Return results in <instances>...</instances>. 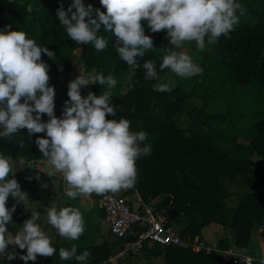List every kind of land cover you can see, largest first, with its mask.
Wrapping results in <instances>:
<instances>
[{
  "label": "trees",
  "instance_id": "16d2710c",
  "mask_svg": "<svg viewBox=\"0 0 264 264\" xmlns=\"http://www.w3.org/2000/svg\"><path fill=\"white\" fill-rule=\"evenodd\" d=\"M83 2L103 11L99 0ZM239 2L247 8L246 15L227 37H219V50L204 57L203 79L191 84L188 93L202 101L198 108L187 111L190 118L187 128L178 118L185 100L181 88L175 86L170 92H157L153 88V84L168 71L159 69L168 47L164 31L153 33L147 23L142 22L145 34L152 37L155 47L140 59V63L155 61L159 80L145 81L142 68L134 74L130 72L115 52L112 46L115 37L110 33H100L108 39V46L103 51L81 45L79 58L85 72L95 69L105 76L124 71L130 73L129 86L124 93L113 94L111 103L116 105V116L107 118L128 119L132 130L148 133L145 143L151 145V155L137 160L138 176L134 187L144 201L160 197L155 207L166 215L167 224L179 222L183 217V224L178 226L181 245L142 249L160 256L163 264H233L186 245L195 237L200 239L202 228L210 223L233 231L232 241L229 242L227 237L219 239V247L227 248L233 244L254 254L251 241L256 229L258 238L264 241V203L254 190L264 185V168L254 167L251 162L255 154L264 160V0L257 4H251L249 0ZM69 3L71 0H0V30H5L8 25L22 30L39 46L48 47L55 53V59L44 54L41 57L48 65L51 86L65 80L71 71V52L76 44L67 37L55 16L58 7L62 5L66 9ZM106 88V85L91 84L85 96L89 91L99 95ZM65 101L54 98V113L58 118ZM41 119L46 122L48 117L43 115ZM21 131L11 142L0 138V154L13 160L24 158L28 162L14 173V177L23 191H29L39 174L34 166L43 161L35 140L44 133L29 136L26 129ZM244 131L250 133L249 142L237 139ZM20 140L24 142L23 147L19 146ZM231 150L247 157L235 158L230 154ZM237 176L243 178L245 190L235 206H228L225 200L232 192L223 180H233ZM124 192L131 193L132 190ZM92 197L97 199L99 196L93 194ZM14 205L8 230L14 222L23 223L21 218L26 215L23 203H17L10 196L7 207ZM136 237L137 233H132L119 239L118 247ZM53 246L57 249L54 256H38L35 262L28 261L27 264H76L74 260L60 261L58 253L62 246ZM8 251L12 252L10 245ZM0 264H14V261L0 256Z\"/></svg>",
  "mask_w": 264,
  "mask_h": 264
},
{
  "label": "clouds",
  "instance_id": "9594fccd",
  "mask_svg": "<svg viewBox=\"0 0 264 264\" xmlns=\"http://www.w3.org/2000/svg\"><path fill=\"white\" fill-rule=\"evenodd\" d=\"M103 8L71 0L65 9L57 8L55 16L67 37L76 45H91L96 51L108 46L103 31L114 35L112 43L119 59L133 74L143 69L145 81L159 80L153 60H144L145 54L155 46L152 37L145 34L142 22L153 33L164 31L168 47L159 64L161 71L168 70L176 77L187 80L202 74L203 69L192 55L183 51L194 44L203 52L217 43L221 35L227 37L245 16L247 8L239 0H99ZM42 54L55 59L48 47H41L22 30L5 26L0 30V138L11 142L26 129L29 136H37L35 144L47 175H59L64 182L63 195L70 200L91 197L93 194L113 195L135 185L138 170L136 162L151 155V145L145 143L148 133L131 129L125 118L108 119L117 114L111 103L112 89L117 79L109 74L79 71L69 81L61 117L54 113L55 89L49 84L48 65ZM99 84L107 90L99 95L89 91L81 95V88ZM157 92H170L169 83H156ZM46 115L47 121L41 117ZM23 140L19 146L23 147ZM28 162L24 158L13 160L0 154V256L12 260L9 245L26 250L20 258L27 264L37 257H52L57 253L52 237L42 230L47 224L64 240L77 241L85 232V221L75 206L52 203L46 213L36 209L26 218L14 235L8 232L15 205L7 207L11 196L17 203L29 201L14 177L17 169ZM30 167V165H28ZM36 179H39L37 175ZM46 188L47 185H42ZM39 221V222H38ZM60 261L89 264L91 253L78 252L75 244L59 249Z\"/></svg>",
  "mask_w": 264,
  "mask_h": 264
},
{
  "label": "crops",
  "instance_id": "0c3cea01",
  "mask_svg": "<svg viewBox=\"0 0 264 264\" xmlns=\"http://www.w3.org/2000/svg\"><path fill=\"white\" fill-rule=\"evenodd\" d=\"M78 46L80 47L78 54V60L80 61L79 56L81 45H76V47ZM80 70L85 72L81 62L79 63V67H77V71L79 72ZM59 85L60 88H62V84L59 83ZM89 86L91 87V84H89ZM90 87L88 88V90L90 89ZM54 98H56L60 102L68 99H61L60 96L58 97L56 95V91ZM230 154L235 158L247 157L246 154L242 152H236L234 150H231ZM18 159L20 158L14 159V161ZM34 167L39 171V179H36V183L31 190L24 191L27 193L29 201L22 202L26 215L25 218L21 219L24 221L26 218H28L31 214V210L33 209H36L37 211L44 214L46 213L47 208L50 204L56 203L57 205L64 204L77 207L81 211L85 221V232L77 241L64 240L55 233L54 229H51L47 224H42V230L52 237L53 245L56 244L65 248H70L73 244H75L78 252H80V250L83 251L87 249L91 253L89 264H163V260L160 256L149 253L148 251L141 250L139 252H132L131 254H127L126 252H124L122 247H118L119 240L109 232L108 224L104 218L103 213L97 208L96 199L94 197H78L76 200H70L63 195L64 182L61 176L53 175L49 177L46 174L48 171V166L43 161H38V163ZM18 170L19 169H17L16 171ZM224 180H226V178H224ZM45 184L47 185V187H42V185ZM130 198L134 203H139L140 196L137 192L132 191L130 193ZM238 198L240 199V197H237V195L235 194V191H233L232 195L228 197L225 202L228 206H234L233 202H235V199ZM155 200L157 202L158 200H160V197L155 198ZM182 220L183 217H180L179 221ZM21 227L22 223L20 224L18 222H14L8 232L14 235L17 231H19ZM176 228L178 229L179 227L177 226ZM211 231H214V234H211ZM232 232L233 231L229 227L222 226L217 223H210L208 226L202 228V236L200 240L207 244L218 246V240L225 237H227L229 239L228 241L231 242ZM208 234H211L212 238L214 239L213 244L208 241ZM202 238H204L205 240ZM259 241L260 239L257 236L256 230V233L253 234L251 241V244L253 245L252 247L254 248ZM10 246L12 248V252L15 254V258L13 259L14 264H25V261H23L20 257L26 254V250H21L18 248V246L14 245ZM160 246L161 245L158 244H148V246H146L145 248L154 249ZM231 246L234 245L232 244ZM241 250L245 249L241 248ZM107 252H109V254L106 256ZM92 261H94V263ZM41 264L53 263L43 262Z\"/></svg>",
  "mask_w": 264,
  "mask_h": 264
},
{
  "label": "built area",
  "instance_id": "2783aa9c",
  "mask_svg": "<svg viewBox=\"0 0 264 264\" xmlns=\"http://www.w3.org/2000/svg\"><path fill=\"white\" fill-rule=\"evenodd\" d=\"M129 189L137 192L134 186ZM126 190L128 189L121 190L115 195L108 193L96 199V206L103 213L109 232L115 238L119 240L129 234L137 233L135 240L124 242L122 246L124 252H139L148 244L181 245L183 243L178 229L168 227L166 215L156 209L155 199L144 201L140 198L139 203L136 204L130 198V193L124 192ZM254 190L264 203V185ZM259 244L261 251L258 254L233 246L227 248L213 246L201 241L198 237L186 245L194 251L205 250L206 253L221 257L233 264H264V241L260 240Z\"/></svg>",
  "mask_w": 264,
  "mask_h": 264
},
{
  "label": "rangeland",
  "instance_id": "374dc122",
  "mask_svg": "<svg viewBox=\"0 0 264 264\" xmlns=\"http://www.w3.org/2000/svg\"><path fill=\"white\" fill-rule=\"evenodd\" d=\"M251 4H257L259 0H249ZM76 47V46H75ZM79 46L74 48V50L71 52V71L69 72L68 77L65 80H62L58 83H56L53 87L56 91V95L61 99H66L68 98L67 96V89H68V83L69 81L73 80L77 75H79V72L77 71V67H79L80 61L78 60V54H79ZM183 51H186L188 54L192 55L194 59H196V62L200 65L202 68L203 62H204V57L209 54V53H215L219 50V43H215L214 45H209L203 52H199L195 49L194 44L192 45H187L183 49ZM79 61V62H78ZM113 75L114 78L117 79V85L112 89V93L115 95H121L124 93L126 88L129 86V71H124L120 73H115L111 74ZM202 74L196 77H192L187 80H182L179 77H176L174 74H172L170 71H167L161 78V80L158 83H169L171 86V89L174 88L175 86H179L181 88L182 94L185 95V100L182 103L181 109L178 114V118L180 123L183 125L189 126V121L190 118L187 114L188 110H193L195 108H198L201 105V101L199 98L190 95L188 92L190 90L191 84L193 82H197L202 80ZM60 84H62V88H60ZM90 86L88 85L87 87H82L81 88V95L85 96L86 90H88ZM107 90V88H106ZM62 94V95H61ZM248 110L250 108H247ZM247 117H244V120ZM187 128V127H186ZM238 139L244 141V142H249L250 141V133L249 132H242L237 136ZM251 162L254 167L257 168H264V160L261 156L255 154L251 157ZM225 185L229 188L231 192L235 191V194L237 197H240V194L242 190H245V187L243 186V178L241 176H237L236 179L230 180L226 178L224 180ZM236 201L233 202V205L235 206L237 204L238 199H235ZM182 221H174L171 224H168V227L170 228H176L179 225H182ZM257 230V229H256ZM256 230L253 231V234L256 233ZM205 232V231H204ZM211 234H214V231H211ZM211 234H208V241L213 244L214 239L212 238ZM204 239V238H202ZM213 239V240H212ZM205 240V239H204ZM261 240V239H260ZM237 249H240L237 246ZM254 253H260L261 251V246L259 242L255 245V247L251 250ZM129 254V253H127ZM131 254V253H130Z\"/></svg>",
  "mask_w": 264,
  "mask_h": 264
}]
</instances>
